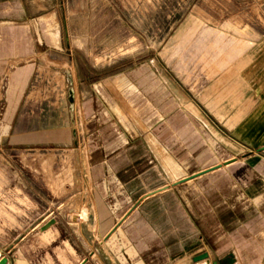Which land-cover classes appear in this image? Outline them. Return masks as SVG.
<instances>
[{"label": "rangeland", "instance_id": "rangeland-1", "mask_svg": "<svg viewBox=\"0 0 264 264\" xmlns=\"http://www.w3.org/2000/svg\"><path fill=\"white\" fill-rule=\"evenodd\" d=\"M43 7L54 13L42 18L40 51L1 69L32 79L10 130L0 112V185L27 184L16 170L43 167L9 162L8 135L67 142L75 160L53 168L89 170L86 182L103 181L123 209L166 205L175 232L172 245L154 241L155 264L170 246L171 264H264V149L231 129L249 112L264 122V0Z\"/></svg>", "mask_w": 264, "mask_h": 264}, {"label": "crops", "instance_id": "crops-1", "mask_svg": "<svg viewBox=\"0 0 264 264\" xmlns=\"http://www.w3.org/2000/svg\"><path fill=\"white\" fill-rule=\"evenodd\" d=\"M50 1L0 0V86H3L0 96L8 99L0 112L7 115L8 130L21 114L22 99L32 74L22 72L8 77L3 76L1 69L40 51L37 37L42 18L54 13V10L43 12V5ZM253 113L249 112L231 129L245 145L264 149V122L259 117L255 121ZM31 144L41 146L26 148ZM69 144L29 141L18 132L4 141L3 156L9 162L19 165L24 159H32L43 167L25 173L16 170L18 178L28 179L27 184L18 181L0 185V261L5 259L4 264H155L153 255H148L154 249V241L162 242L168 236V246L172 245L170 236L175 232L166 205L159 200L138 199L123 209L121 204L107 200L103 181L100 183L98 179L95 185L86 182L89 170L74 173L53 168L58 162L75 160L76 155L66 153L63 148ZM80 161L83 162L82 154ZM38 178L47 181L39 184ZM66 178H76L78 182L65 184ZM168 248L169 252L164 253L168 262L163 264H171L173 247Z\"/></svg>", "mask_w": 264, "mask_h": 264}, {"label": "water", "instance_id": "water-1", "mask_svg": "<svg viewBox=\"0 0 264 264\" xmlns=\"http://www.w3.org/2000/svg\"><path fill=\"white\" fill-rule=\"evenodd\" d=\"M204 256V255H203ZM206 256V255H205ZM5 263V259L0 261V264H4Z\"/></svg>", "mask_w": 264, "mask_h": 264}, {"label": "bare ground", "instance_id": "bare-ground-1", "mask_svg": "<svg viewBox=\"0 0 264 264\" xmlns=\"http://www.w3.org/2000/svg\"><path fill=\"white\" fill-rule=\"evenodd\" d=\"M207 263H208V261H207Z\"/></svg>", "mask_w": 264, "mask_h": 264}]
</instances>
